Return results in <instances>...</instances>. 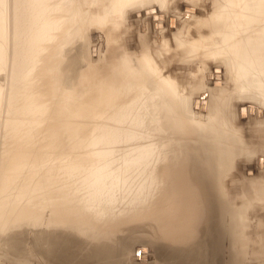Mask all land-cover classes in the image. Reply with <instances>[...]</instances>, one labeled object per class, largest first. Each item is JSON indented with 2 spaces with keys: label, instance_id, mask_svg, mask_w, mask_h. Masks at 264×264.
I'll return each mask as SVG.
<instances>
[{
  "label": "rangeland",
  "instance_id": "1",
  "mask_svg": "<svg viewBox=\"0 0 264 264\" xmlns=\"http://www.w3.org/2000/svg\"><path fill=\"white\" fill-rule=\"evenodd\" d=\"M57 1L59 2V0ZM173 1V4H171L170 0L171 5H169V7L171 6L170 9L172 8L173 11L181 9L184 12H186L187 10L188 12H190L195 10L194 7L184 6V3H187L189 0ZM202 1H195L196 9L198 8L197 10H199L197 13L198 16H200L199 14L202 15L210 8V0H205L204 3ZM22 2L23 0H0V201L4 202V204L8 200L9 202L12 201L9 204L12 207L19 206L18 204L22 200L26 201L30 207V213L33 216L35 213L38 214V216H41V223H43V221H45V219L50 214V207L52 205L61 207L63 205L61 203L63 198L69 197L70 194V197H74V195H77L78 197L77 193L79 191H76L75 193L72 192L73 190L78 189L72 187V190L70 189L68 190V192H64L68 194H54L52 195L54 201L51 203L46 202L45 199L48 196L51 185H53L54 190H58V192H60L62 191L61 189H63L62 185L65 181L69 180V182L74 181L76 183H79L83 180L84 183H81L82 186L79 185L80 189L82 188L80 191L81 194L79 192V197L82 196V198H86L87 193H89L92 188L99 189L98 191L102 192L101 197L105 195V191L108 193V195L111 196V202L109 203L110 205L113 203H117L118 201L119 206H117V204H114L115 206H110L108 203L107 205L103 202L99 205H107V210L110 209L111 211H113V209H116L115 212L119 210V207L124 206V208L128 211L126 212L124 208H120L125 211L124 216L126 215V221L122 226L123 229L118 230L119 232L115 229L111 230V235H113L112 237H118V241H115L113 244V256L118 257L119 255H124L126 257L125 264H137L136 260L139 259V257H136L137 251H139V253L143 252L141 254H144L143 258L146 261L147 254L145 252L148 250V256L152 254L150 257L154 258L156 250L154 248L150 249L149 246L150 244H152L151 238L153 237V235L151 234L150 229L146 228V226L150 224V221L145 218V221H143V214L140 212V210L145 208V205L153 204L152 201L155 200L156 196L159 195L160 191H162L163 189L168 195L170 192V189H168L171 185V179L169 178V176H167L165 181L161 182L160 184H157L156 176H154L155 174H158L162 166V163L160 164V158L162 155L158 154V150H161V148H165L166 146H170L171 144L180 143L181 145L182 143L183 145L184 141L189 142V139H192L191 141L194 144L203 143L207 141V139H209V133H211L213 128L203 126V122L205 125V122H207L206 119L209 118L208 112L204 111L205 104L203 102L205 101L204 98L206 96L210 97L211 95L215 94L214 92L216 90L214 88L217 89L216 85L218 84L219 86L220 84L219 81H217L220 77V68L213 66L215 63H217V58H215L216 60H214V58H211L209 56L206 57L205 53H207V51H203L204 53L202 52V56H200L198 51L193 49H190L191 53L187 49V52H189L188 57L184 53L180 55V51L182 50L178 47L174 48L175 43L173 42L174 40H172V38L174 39V33L178 32L176 30H179V32L182 31L184 34H187L189 38H192V35L193 37H195L194 35L196 34L197 28L195 25V21L193 20L194 17L192 16H190L189 18L186 16L185 18L181 16V19L183 18L182 20L184 21H181V19L180 21H178L179 23L177 28H175L176 30L174 29V16L169 17L167 21H157L156 27L153 26L152 28V25H149L150 23L146 20L142 21L143 24L145 23L144 21H146V24L142 26H140L138 22H136L135 18L139 17V15L141 14V10L135 11L133 14V11L136 8H133V10H131L130 7H127L122 13V21H124V23L120 21L121 23L117 27L111 29L108 24L104 25L103 23H98V20L95 18L96 15L94 13L92 14L96 5L91 3L90 0H77V3H75V7L71 11L69 10V12L66 10V8H61V10L59 9V6L61 7L62 3L59 4L58 10L56 12H54V9L52 10L51 7H48V12L42 17L38 18V22H43L44 26H46L43 33L44 35L39 38L37 28H32L30 32L27 31V28L30 26L29 24H32V27L34 26V23L36 22L34 19L29 20L28 17H26L25 19H21V17L19 16L17 17L19 9L25 7V4H21ZM180 4H182V8ZM150 9L152 8H146L143 9V11L144 13L149 14L151 12ZM128 12H130L131 14ZM156 15L158 14L153 13L154 18H156ZM161 15L159 16V18L162 17ZM127 18H129L130 22ZM185 19L187 20V22ZM30 21L33 23H31ZM184 22L186 24H184ZM169 24H171L172 26H170ZM183 24L185 25L184 27ZM189 24L190 26H192L190 27ZM187 25L188 27H186ZM147 27L151 28L148 30ZM189 27L190 29H192H188ZM157 30L160 31L157 32ZM139 32L142 35V38H144V40H141H143L146 44H143L141 40H139ZM115 34H117V36ZM115 36L116 38H114ZM96 41L98 44H96ZM122 43L125 44L123 45ZM140 44H143L144 46ZM170 47L173 48L171 49ZM186 48L187 47H185L184 49ZM115 51H122L127 55L129 54L128 57L130 58V66L132 65V69L142 65L140 62L142 54H145L146 56L148 55L150 57V63L152 65L151 67H149L150 69L148 68L146 71L148 74L147 79L148 77L150 79L146 80L145 82L143 81L144 83L141 86L144 89V93L138 95L139 98L132 92H127V89L131 91L133 88L136 89V91H134L136 93H138L137 90H140V88H137L134 83H131L132 87H128V85L126 84L124 86L125 97H123V101H119V98L115 97V99L113 100L114 102H110L106 105L99 104L100 100L104 97L103 88L106 87L105 82H107V73L110 67V63L108 60L114 55ZM183 54L185 56H183ZM181 56L182 58L184 57V60L181 58ZM211 67L212 69H210ZM116 69V66H112L113 73L117 72ZM213 70L214 72H216L214 73ZM196 73L197 75H195ZM204 73L207 74L205 75ZM145 74L146 72L144 73V75ZM183 74L188 77H185ZM159 76L161 77V79ZM167 76L174 82H176V89L178 90H176V92L179 95H182V100L186 102L184 103L180 100V104L177 101L175 102V105L181 106L180 111L181 114L185 117L187 127H194V124L195 126L201 124L199 127L196 126V128H199L197 130V133L195 132L192 135H188L186 128L181 126L174 127L173 123H175V118L165 120V114L163 115V113L165 112V103L163 105L162 101L164 102V97L166 94L163 88L160 89L159 86L156 87L155 84L158 85V83H161L162 80L165 81V77ZM210 76L211 78L213 77V80H211ZM158 77L159 80H157ZM224 77H227V74L226 76L224 74ZM209 81H212L211 88L209 86ZM192 83L195 84L192 85ZM186 86H188L189 88ZM222 94L225 95L226 91L222 92ZM140 98H143L145 100H140ZM135 100H138L137 102L143 101L140 104L141 107H136L135 104L131 103L133 101L135 102ZM197 101H199V105L195 103ZM245 101H249V99H244L236 96L231 97V101H229V111H231L232 113H228L227 115H230V117L228 118V122L233 119L232 122H230V129L235 131L236 128L240 131L238 139L239 142L242 143L237 144L238 140H236L234 146L238 147L240 145L239 150L241 148L243 149V151L241 149L243 154H239L240 151L237 150L236 153H238L239 156H237V154L235 156L236 164L234 165L235 167L232 169V171H235V173L237 172L238 174V177L240 179V189L245 188L249 192H253L252 187H249L251 186L249 183L251 178L252 180L254 178H264V171L260 169L256 163L258 162L256 160L257 157L260 156L261 151L255 152L264 144H262V142H257L260 136L258 135V132H255V127L253 126L256 120L262 118V114H254V111L251 107V110L249 112L251 113L253 111L252 115L247 116V113H243L244 115L241 113V118L235 116L233 112L235 111L236 106L240 102L242 103ZM187 102L189 103L187 104ZM223 102L224 101H222L221 103V100H215L213 101V105L215 106L216 104H223ZM144 103L146 107L147 105H149L151 109H154V112L156 111L155 113L153 112L152 116L149 117V120L152 119V123L148 121V118L143 119L144 122L143 120H140V112L143 113L144 109H149L148 107L147 109L144 108ZM182 105H184L183 108H185V106L187 107L188 105V107L185 109L189 110L184 111ZM259 105V109H263V105ZM244 106H241L242 110ZM199 107L200 109H198ZM261 112L262 110L260 111V113ZM156 113L158 114L156 115ZM136 116H138L137 119L139 118L138 121L136 119ZM249 120L251 123L249 122ZM162 121L163 123H166L164 124L165 126L161 125ZM198 121L200 123H198ZM229 127L227 129H229ZM199 130L204 135H202L201 132L199 133ZM238 130L234 133L236 134ZM204 131L208 134L203 133ZM252 131L255 132L256 136ZM134 133L136 134V136L134 135ZM50 134L52 135V137ZM175 134L176 136H174ZM249 134L254 135L249 136ZM240 135H242L243 138ZM132 137H134L135 140ZM93 138H95L96 141ZM145 138H147V140ZM187 143L186 145H189ZM243 144L244 147H242ZM153 147H155L156 149ZM246 148H254L253 152L251 149L248 151L250 152V157L248 156V152L245 151ZM139 150L141 154L152 152V154L149 155V160L151 159L150 161L153 162L150 163L149 161L150 164H146L141 161L143 165L140 162H135L134 159L137 155L139 156ZM136 151L138 154L135 153ZM156 157L158 158V160ZM153 158L155 161L153 160ZM243 158L246 159L244 160ZM262 158L264 159V157ZM169 159H171V157ZM104 162L107 164H105ZM138 163L143 167L139 166ZM144 166L146 167V169ZM244 167L246 169H243ZM248 167H252L253 171L251 169H248ZM166 168L170 167L166 166ZM135 172L138 174H136ZM139 172L141 175L139 174ZM248 175H250L251 177ZM9 176L13 180L12 185H9L8 183L5 184L4 182L6 181L5 179H7ZM144 178H146V180H148L149 182L145 181ZM247 178L250 179L248 180ZM76 179L79 182H77ZM96 179L97 181H95ZM142 179L145 182L144 184L142 183L143 185H140L139 183H141V181L143 182ZM2 181L4 184L2 183ZM49 182L50 184L48 185ZM98 183L100 184V186L98 185ZM92 185L95 186V188ZM138 185L141 188L143 186V188H139ZM242 185L246 187H243ZM3 186L5 189L3 188ZM135 188L137 190H135ZM140 189H144V191L140 192ZM132 192L134 193V195ZM143 192L144 194H142ZM137 193H140L139 196L137 195ZM146 193L150 195V198ZM141 194L144 196H142ZM129 196H131V198ZM252 196L256 195L253 194ZM258 196L259 195H257L255 199L254 197H252V202L254 203L256 201L254 204L252 203V222L256 220L257 216H259L261 212L264 211V205L262 206L260 204V202H262V204L264 203V199L258 200ZM117 197H123L127 201L130 198V200L127 202L124 199V202L123 198L117 199ZM132 198H135L136 200ZM139 198L141 199L139 200ZM3 199L6 200L4 201ZM142 199H144V201L146 199L147 202H144ZM123 202L126 204H124ZM257 203L260 204L259 206H262L263 209H259L258 205L256 206ZM120 204L122 206H120ZM130 205H132L134 208H130L132 207ZM138 208H140V210ZM136 211L138 213H136ZM36 223L38 224L39 222L36 221ZM36 223L27 227L25 238L28 242L27 257L29 259L20 264H61L57 252H54L52 256H50V261H48L45 257L43 248L39 244L30 243V235L32 234V232L45 227V225L38 226L40 223L38 225ZM70 239L72 241V253H74V262L71 264H90L87 255L88 243L84 241L83 237L79 234H70ZM159 241L165 243V241L163 240ZM249 245L247 246L248 248H242V250L244 251H242L243 255L241 254L242 259L240 260V264H256L255 256L253 254L247 253L249 252L248 249H250ZM154 246L157 247L156 244ZM141 249H144L145 251ZM163 249L165 250L164 247ZM151 250L153 253H151ZM244 252L250 255L247 256ZM251 255H253L254 257ZM150 257L149 260L151 259ZM131 258L134 260H132ZM172 261V259H165L161 262L162 264H172Z\"/></svg>",
  "mask_w": 264,
  "mask_h": 264
},
{
  "label": "bare ground",
  "instance_id": "2",
  "mask_svg": "<svg viewBox=\"0 0 264 264\" xmlns=\"http://www.w3.org/2000/svg\"><path fill=\"white\" fill-rule=\"evenodd\" d=\"M90 1L91 3L96 5L92 14L94 13L96 15L95 18L98 20V23L100 24L103 23L104 25L108 24V26L111 29L117 27L121 23L120 21L123 20L122 13L127 7H130L131 10H133V8H136L133 11V14L135 11L141 10V14L139 15V17L137 16L138 18H135L136 22H138V24L142 26L146 24V21H148L150 23L149 25H152V28L153 26L156 27L157 21H162V20L167 21L169 17L174 16L173 22L175 24L174 25V29H175L178 26V23H179L178 21H180L181 16L184 18L185 16L188 18L190 16L194 17L193 20L195 21V25L197 28V30L194 28L196 30V34L194 35L195 37H193L192 35V38H189L187 34H184L182 31L181 33L179 32V30L175 29L178 32L174 33V39L172 38V40H174L173 42L175 43L174 48L178 47L179 49L182 50L180 51V55L184 53L187 56L189 55V52L191 51L190 49L198 51L200 56H202L203 51L204 52L207 51V53H205L206 57L209 56L211 58H214V60H216L215 58H217V63H215L213 66L220 68V71L218 70L220 77L218 78L219 80H217L219 81L220 84L219 86L218 84L216 85L217 89L214 88L215 86L213 87L216 90L215 92L213 91L215 94H213L212 92L213 95H211L210 97L204 96L205 101L203 100L204 101L203 103L205 104L204 111L208 112L209 114V118L206 119L207 122H205V125L203 122V126L213 128L211 133H209L210 134L208 137L209 139H207V141L203 143H195V144L191 141L192 139H189V142L187 141L188 142L187 143L184 141L183 145L182 143L181 145L180 143L171 144L170 146L161 148V150L157 149L159 151L158 154L162 155L160 158V164L162 163L163 167L162 166L161 168L159 167L160 170L158 174H155L154 176H156L157 184H160L161 182L165 181L166 177L169 176V178L171 179V185L168 188L170 189V192L168 195L166 194V191L163 189L162 191H160L159 195H157L156 193L157 196L154 201H152L153 198L151 199L153 204L145 205V208H143L142 206L143 209L141 210H140L141 207L138 208L140 212L143 214V221H145V219H148L150 221V224L146 226V228L150 229L151 234L153 235V237L151 238L152 244H150L149 246H150V249L154 248L156 251L154 254V258H152L150 257L152 254L148 256V250L146 249L147 250L145 252L147 254L146 261L143 257H141L138 260H136L137 264H162L161 261L165 259H172L173 260L172 264H225V263L226 264H240V260L242 259L241 254L243 253L242 251H244L242 250V248L247 247L249 244H250L249 245L250 249H248L249 252L247 251L246 252L253 254L255 256L256 264H264V211L261 213L259 211L260 213L259 216L255 215L257 216V218L256 220L252 222V215H253L252 214V210H253L252 209L253 208L252 207V203H253L252 197H254L255 199L257 195H259L257 198L258 200L264 199V178L262 179L254 178L253 180L251 178V180L249 181L251 185L249 187H252V191H253V192L250 191L251 193L245 188L240 189V184H239L240 179L238 177L237 172L235 173V171H232V169L235 167L234 165L236 164V159H235L236 154L237 156H239V154L242 153L243 151L241 147L240 148L242 149V151L241 149L239 150L240 145L238 147L237 146L235 147L234 144L236 143V140H238L237 144L238 143L241 144L242 142H239V139H238L240 131L235 128V131L238 130L237 132L238 134L236 133L237 134L236 135L234 133L235 131L230 129L231 128L230 122H232L233 119L231 121L229 120L230 122H228V118L230 117V115H227L228 113H232L231 111H229L230 109L229 101H231V97L236 96V97H240L244 99L245 98L249 99V101H245L242 103L240 102L236 106V109L233 113L238 118H241L240 117L241 113L242 114L247 113V116L252 115L253 113L254 114L256 113L257 115L262 114V118L255 121V124L253 125L255 129L254 128L253 129L255 130V132H258V135L260 136L257 142L258 143L262 142V144H264V0H210L209 10L205 11V13H203L202 15L199 14L200 16L197 15L199 10H197L198 8L196 9V4H195L196 0L195 1L189 0L187 3H184V6H191L195 8V10H193L192 8L194 12L193 11L188 12L187 10L186 11L187 13L182 11L181 9L177 11L175 10L173 11L172 8L170 9L171 6L169 7V5L173 4L172 3L173 0H171V4H170V0H90ZM152 1L156 3L157 5L154 4ZM204 1L202 2L204 3ZM60 3H62L61 7L59 6ZM75 3H77V0H62V1L59 0V2L57 0L55 1L54 0H23L21 4H25V7H22L19 9V13L17 17L19 16L21 17V19H25L26 17H28L29 20L34 19L36 21L34 23V26L32 27V24H29L30 26L27 28V31L30 32L32 28H35V29L37 28V33L39 34V38H41V36L44 35L43 33L45 31L46 26H44L43 22H38V18L42 17L44 14L48 12L47 10L48 7H51V9L52 10L54 9V12H56L59 6L60 10L61 8L62 9L66 8V10L69 12V10L71 11L75 7ZM180 5L182 8V4ZM146 8H152L150 9L151 12L149 14L144 13L143 9H146ZM153 13L158 14L156 15V18L153 17ZM159 14L160 15L162 14L161 15L162 17L159 18L160 16ZM129 18L127 19L129 20ZM182 19L181 21H184ZM143 20H146L144 21L145 22L144 24L142 22ZM122 22L124 23V21ZM171 24L169 25L172 26ZM184 24L186 23L184 22ZM184 24H183V27L185 26ZM186 27H188V25ZM190 27L188 29H190ZM150 28H148V30ZM159 31L157 30V32ZM115 35L117 36V34ZM138 35L140 36L139 40L141 39L144 40L140 32ZM116 36L114 38H116ZM103 40H104V37H103ZM143 40H141V42L144 44L145 42ZM96 44H98L97 41H96ZM143 44H140V45H143ZM185 47L187 48L184 49ZM187 49L189 50V52H187L188 51ZM184 54L183 56H185ZM128 55L122 51L120 52L115 51L114 55L108 60L110 63L109 64L110 67L107 73V82H105L106 87L103 88L104 97L100 100L99 104L106 105L110 102H114L113 100L115 99V97L119 98V101H123V97H125V91H124L125 84L128 85V87H132L131 83H134L137 88H140V90H137L138 93L134 92L136 91V89L134 88L133 89L131 88L132 89L131 91L127 89V92H132L136 96L144 93L143 92L144 89L142 88L141 85L146 80L150 79L149 77L147 79L148 74L146 71L152 65L150 63V57L148 55L146 56L145 54H142L140 58V62L142 65L137 66L134 69H132L133 67L132 65L130 66L131 63H130V58L128 57ZM180 63H183V62H180ZM112 66L117 67L116 69L117 72L115 73L112 72ZM210 69H212V67ZM145 72L146 74L144 75ZM224 74L225 76L227 74V77H224ZM195 75H197V73ZM213 76H216V75H213ZM159 77L157 78V80H159ZM185 77H188V76H185ZM165 79H166L165 81L163 80L162 82L160 81L161 83H158V85L155 84L156 87L159 86L160 89L163 88L166 94L164 97V102L162 101L163 105L165 103L164 105L165 112L163 113L162 111L163 115L165 114V120L175 118L176 119L175 123H173L174 127L181 126V127L186 128L188 135H192L195 132L197 133V130L199 129V128H196L197 125L195 126L194 124V127L192 126L188 128L185 117L181 114V111H180L181 106L175 105V102L177 101L178 103L180 100L184 102V100H182L183 99L182 95H179L176 92L177 90L176 82H174L168 76L165 77ZM211 80H213V77L211 78ZM195 83H192V85ZM209 83H210L209 86L211 88L212 81H209ZM224 91H226L225 95L222 94V92ZM219 95H222V96H219ZM141 99L143 98H140V100ZM215 100L217 101L221 100V103L222 101L224 102L223 104H216L214 106L213 101ZM137 101L138 100H135V102L133 101L131 103L135 104L136 107H141L140 104L143 101L142 102L141 101L137 102ZM199 101L195 103L199 105ZM189 102H187V104ZM259 104L263 105V107L261 106L263 108L261 109L262 110L261 113H260L261 110L259 109L260 108ZM242 105L243 106L246 105L243 107V110L241 108ZM144 106H145L144 108L147 109L148 107L149 109L147 110L144 109L143 113L140 112V120L148 118V121L151 122L152 119L149 120V117L152 116L154 109H151L149 105H147L146 107L145 103H144ZM183 106L184 105H182V108ZM187 107L185 106V108ZM251 107L254 111V112L252 111L253 113L249 112L251 110ZM185 108H183L184 111L187 110ZM198 109H200V107ZM188 113H191V112H188ZM157 114L158 113H156V115ZM183 114H187V113H183ZM138 116H136V119ZM204 118H205V115H204ZM162 123L163 121L161 122L162 126L166 124V123H163V124ZM198 123L200 122L198 121ZM200 125H198L197 127H199ZM228 127L229 129H227ZM200 132L201 131L199 130V133ZM255 132L253 133L255 134ZM203 133H206V132L204 131ZM134 135L136 136L135 133ZM250 135L252 134H249V136ZM174 136H176V134ZM94 137H97V136H94ZM132 138L134 139V137ZM93 139L95 140V138ZM145 139L147 140V138ZM186 143L189 145H186ZM242 147H244V144ZM250 149L251 148H246L245 151L248 152ZM237 150L240 151L239 154L236 153ZM251 150L253 152L254 148H252ZM258 151H261V153H260V156L257 157L256 161L258 162L256 161L255 162L257 163L258 167L264 171V165H263L264 159L262 158L264 157V145L255 152H258ZM135 153H137V151ZM151 154L152 152L147 153V154H144V153L141 154L140 152L139 156L137 155L134 161L140 162V163L141 161H143L144 163L148 164L149 161L151 160V159L149 160L150 158L149 155ZM249 154L250 152H248V156L250 157L251 155ZM170 157L171 159H169ZM152 162L153 161H150V163ZM142 165H139V166H142ZM166 166H169L170 168H166ZM243 169H246V168L244 167ZM248 169H251L253 171L252 167H248ZM259 178H260V175H259ZM144 179L145 181H148L146 180V178ZM247 179L249 180L250 178H247ZM5 180H6L4 181L5 184L8 183L9 185H12L13 180L10 176ZM95 181H97V179ZM145 181L143 180V182L141 181V183L139 182L138 183L141 185L142 183L144 184ZM77 182L79 181L77 180ZM82 182L84 183L83 180L79 183H76L74 181L69 182V180L65 181L62 185L63 186V189H61L62 191L59 190L60 192H58V190H54L53 185H51V189L49 190L48 196L45 199L46 202H50V203L53 202L54 200L52 198V195L54 194H68L64 192H68V190H70L72 187H75V189H78V190H73L72 191L73 193H75L76 191L80 192L82 188L80 189L79 185L82 186L81 184ZM49 184L50 182L48 183V185ZM98 185L100 186L99 183ZM242 186L246 187L244 185ZM93 187L95 188V186ZM139 188L141 187L139 186ZM146 188H149V187H146ZM141 189L139 190L140 192L144 191V189L143 190ZM98 190L99 189L92 188L90 192L87 193L86 198H82V196H80L82 199L79 197V192L77 193L78 197L77 195H74V197L72 196L70 197L71 195L70 194L69 197L63 198L62 201L60 200L61 203L63 204L61 207H56L53 205L50 207L51 208L50 214L45 219V221H43V223H41V220H42L41 216H38V214L36 213L33 216L30 213V207L26 201H23V200L20 201L18 204L19 206H17L16 204L17 207L15 206L12 207L9 205L12 201L9 202L8 200L6 201L5 204L4 202L0 201V264H20L29 259L27 257L28 256V252H27L28 242L25 238L26 230H27V227L31 226L32 224H35L36 221L40 223V224L38 223L39 225L36 223L38 226L45 225V227L32 232V234L30 235V243L39 244L43 248L45 257L47 258L48 261H50V256H52L54 252H57L58 258L61 261V264L73 263L74 253H72L73 252L72 246H71L72 241L70 239V234L71 235L79 234L80 236L83 237L84 241L88 243L87 244V247H88L87 255H88V261L90 262V264H125L126 257L124 255L123 256L119 255L118 257H114L112 254L113 244L115 241H118V237L116 236V238H113L112 237L113 235H111V230L115 229L116 231H118V230L123 229L122 226L126 221V217H125L126 215L124 216V214H125V211L126 212L128 211L127 209L124 208V206L119 207V210L116 212H115L116 209L115 210L113 209V211H111L110 209L107 210L106 206L111 202V196L108 195V193L105 191L104 192L105 195L104 196L102 195L103 197H101L102 192ZM135 190L137 189L135 188ZM139 194L137 193L138 196ZM142 194H144V192ZM253 194H255L256 196H252ZM138 196H137V199H138ZM129 197L131 198V196ZM118 198H123V197H117V199ZM149 198H150V195H149ZM124 199L125 198H123V201L125 202L126 199L125 200ZM132 199H135V198H132ZM140 199L141 198H139V200ZM146 199L145 201L144 199L142 200L144 202H147ZM3 200L5 201L6 199H3ZM102 202L104 204H107V203L108 204L106 206L99 205V204H102ZM114 204L115 205L117 204V206H119L118 201L117 203H113L109 205L113 206ZM260 204L262 206L264 205V203L262 204V202H260ZM260 204L257 203L256 206L258 205L259 209H263L262 206H259ZM120 206L122 205L120 204ZM120 208H124L125 211H123V209H120ZM130 208H134V207L132 206ZM136 213L138 212L136 211ZM159 240H163L165 241V243H162ZM252 240H253V243H252ZM155 244L157 247L154 246ZM163 247L165 248V250L163 249ZM141 250H144V249H141ZM246 252H244L245 255L247 256L250 255V254H247ZM141 253L140 255L144 256V254H141ZM151 253H153L152 250H151ZM149 257L151 258L150 260H149Z\"/></svg>",
  "mask_w": 264,
  "mask_h": 264
},
{
  "label": "water",
  "instance_id": "3",
  "mask_svg": "<svg viewBox=\"0 0 264 264\" xmlns=\"http://www.w3.org/2000/svg\"><path fill=\"white\" fill-rule=\"evenodd\" d=\"M136 257L141 258V257H144V256L140 255L139 251H137V253H136Z\"/></svg>",
  "mask_w": 264,
  "mask_h": 264
}]
</instances>
